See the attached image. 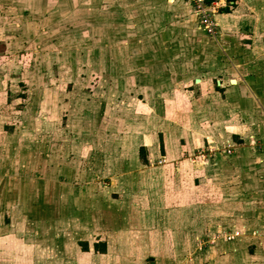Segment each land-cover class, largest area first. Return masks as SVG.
<instances>
[{
  "label": "rangeland",
  "instance_id": "1",
  "mask_svg": "<svg viewBox=\"0 0 264 264\" xmlns=\"http://www.w3.org/2000/svg\"><path fill=\"white\" fill-rule=\"evenodd\" d=\"M193 1L0 0V264H264V201L180 179L220 152L189 85L264 77V0Z\"/></svg>",
  "mask_w": 264,
  "mask_h": 264
},
{
  "label": "crops",
  "instance_id": "2",
  "mask_svg": "<svg viewBox=\"0 0 264 264\" xmlns=\"http://www.w3.org/2000/svg\"><path fill=\"white\" fill-rule=\"evenodd\" d=\"M194 80L195 84H198V87L190 84L189 87L187 86L190 90H187V92H197L199 94L197 101L202 104H199L192 111L193 116H196V125L194 128L193 126L188 127V130L194 132L195 136L191 133L188 134L190 140L194 138V141H188V144H193L195 147L210 145L220 152L215 153L214 156L216 154L217 156L212 166H205L199 163L194 166L196 167L194 171L193 167L188 166V163L185 165L181 164L180 179L184 180L183 176L187 171L193 172L196 174L198 180L202 178L210 182V185H206L209 193H226L227 196L234 197L240 191V188L243 187L245 193L241 194L243 195L241 199L247 202H249V199L252 202L262 200L261 203H263L264 153H258L254 142L264 137V77L247 78L241 76V78L229 79L228 85H224L222 81H218L216 87H212L211 83L205 80ZM233 80L235 83H232ZM208 102L212 105H208ZM228 146H231L230 153L228 152ZM237 157L242 162H238L237 166H232L239 173L242 171V180L240 182L222 176L228 173L227 168L229 167H226V163L228 162L224 160L236 158L237 161H240ZM199 166L201 168H197ZM217 167H224L226 169L222 170V168L218 169ZM206 169L209 172H206ZM237 183L242 184V186L239 185L240 187L236 192L230 186ZM223 185L227 187L226 191H224ZM244 196H249L250 198L248 199ZM262 215L264 216V213ZM254 232L262 236L264 232V220L260 228ZM261 238L263 240H256L253 244L255 247L258 246L264 249V238ZM101 244L106 243H100V247H102ZM88 247L91 250L89 244Z\"/></svg>",
  "mask_w": 264,
  "mask_h": 264
},
{
  "label": "built area",
  "instance_id": "3",
  "mask_svg": "<svg viewBox=\"0 0 264 264\" xmlns=\"http://www.w3.org/2000/svg\"><path fill=\"white\" fill-rule=\"evenodd\" d=\"M193 2L196 6L198 13L202 16L201 23L209 32L213 33L214 29L211 22L212 19L210 16V9H213L215 7L220 8L219 6H224L226 2L224 0L216 1L211 4H207L206 0H194ZM227 148L229 150L228 152L230 153L231 146H228Z\"/></svg>",
  "mask_w": 264,
  "mask_h": 264
},
{
  "label": "trees",
  "instance_id": "4",
  "mask_svg": "<svg viewBox=\"0 0 264 264\" xmlns=\"http://www.w3.org/2000/svg\"><path fill=\"white\" fill-rule=\"evenodd\" d=\"M216 1H220V0H206V2H207V4H211V3H213V2H216ZM226 3H227V5H228V7L227 8H225V9H223V11L226 13V12H229V7L230 6H236V4H237V2H238V0H224ZM84 250L85 251H88L89 250V247H88V243H85L84 244ZM101 246L102 247H100V243H98V244H95L94 245V248H95V251L96 252H102V253H104L105 251H106V244H101Z\"/></svg>",
  "mask_w": 264,
  "mask_h": 264
},
{
  "label": "water",
  "instance_id": "5",
  "mask_svg": "<svg viewBox=\"0 0 264 264\" xmlns=\"http://www.w3.org/2000/svg\"><path fill=\"white\" fill-rule=\"evenodd\" d=\"M197 82H198V80H197ZM232 83H235V81L233 80Z\"/></svg>",
  "mask_w": 264,
  "mask_h": 264
}]
</instances>
